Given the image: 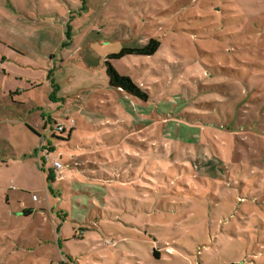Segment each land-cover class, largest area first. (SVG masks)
<instances>
[{
  "label": "rangeland",
  "instance_id": "obj_1",
  "mask_svg": "<svg viewBox=\"0 0 264 264\" xmlns=\"http://www.w3.org/2000/svg\"><path fill=\"white\" fill-rule=\"evenodd\" d=\"M18 3L0 0V55L38 76L0 56V86L19 83L0 88V264H264V0H123L125 25L82 59ZM151 37L154 54L112 60L151 99L105 84L99 54Z\"/></svg>",
  "mask_w": 264,
  "mask_h": 264
},
{
  "label": "crops",
  "instance_id": "obj_2",
  "mask_svg": "<svg viewBox=\"0 0 264 264\" xmlns=\"http://www.w3.org/2000/svg\"><path fill=\"white\" fill-rule=\"evenodd\" d=\"M26 1L29 4H25ZM127 3H130V0H124ZM18 6L13 7L15 14L12 15L13 17H17L16 22L18 24H30V25H39V24H46L49 26L48 29L55 30V28H60L58 31L60 35H63L66 38L67 35L72 37V41L75 44V39L80 40L78 44H75V48L71 56L75 54L78 56V59L86 58L84 55V48L85 46H95L97 49L101 48L97 46L102 45L101 41H108L110 40V32L114 27H112L115 23L125 25L126 22H121L115 20V18L122 17L121 15L124 14V9L127 10V6H122L123 0H99L94 6L89 3V0H18ZM117 10H122V12H118ZM125 12V11H124ZM136 14L137 11L135 12ZM11 16V17H12ZM126 18H128L131 22L135 19L133 13H129V10L126 11ZM124 19V18H123ZM64 25V28L62 27ZM69 25V28L67 26ZM127 25V24H126ZM73 26H81L80 28H76ZM85 26V27H84ZM51 27V28H50ZM38 31V28L31 30L33 34ZM43 32H47V29L42 30ZM44 34H41L38 37H41ZM50 38V37H48ZM83 45V43H85ZM12 51V55L9 57L1 54V60L7 62V66H10V72L12 75H15L17 78H28V80L34 81L38 74L36 72H29V69L26 65L18 64V55L14 50ZM110 53V52H109ZM108 54V53H107ZM105 54H99V58L105 59ZM55 55L53 54V57ZM21 57V56H20ZM52 58V55H51ZM56 58V57H55ZM87 60V59H86ZM101 60V59H100ZM64 58L59 60V70L61 64L64 62ZM102 61V62H103ZM99 61L97 59V63ZM57 66V65H56ZM57 66V67H58ZM95 65H89V62L86 63V69L83 72L84 75L80 76L82 78L81 83L84 82L85 86L95 88L98 86V82L96 81L95 77L92 76L94 71L90 69V67H94ZM89 69V70H88ZM105 69V68H104ZM12 70V71H11ZM1 75H4V69H1ZM81 71V70H80ZM44 76L45 73L41 72ZM98 73V71H96ZM95 74V73H94ZM100 79L103 78L101 73H99ZM0 75V82H4L3 76ZM35 76V77H33ZM54 80L55 78L52 77ZM105 80V84H108L107 77L103 78ZM58 82L60 80L58 79ZM19 84L14 78L11 81H8V87L3 89L5 85L1 84L0 88L3 89V93L6 91L8 95L12 96V92L9 90H16L18 89ZM59 84V83H58ZM94 95V91L91 93V97ZM50 115L47 116V121H50ZM43 129V128H42ZM47 146L51 145V143L46 142ZM46 165V164H45Z\"/></svg>",
  "mask_w": 264,
  "mask_h": 264
},
{
  "label": "trees",
  "instance_id": "obj_3",
  "mask_svg": "<svg viewBox=\"0 0 264 264\" xmlns=\"http://www.w3.org/2000/svg\"><path fill=\"white\" fill-rule=\"evenodd\" d=\"M159 47H160V41L155 37H151L141 46H137V47L124 46L116 52L108 53L103 61L108 85L117 90L123 91L128 95L136 97L140 100L149 101L151 99L149 90L146 87L142 86L137 81H135L130 75L119 72L113 65L112 60L119 59L123 56L131 55V54L152 55L157 51ZM53 84L51 82V85ZM53 137L61 140L64 139L63 137L62 138L56 136ZM41 168L43 169V167ZM22 213L24 215H29L30 210L24 209L22 210ZM153 255L159 257L156 250H153ZM228 264H241V263L232 262Z\"/></svg>",
  "mask_w": 264,
  "mask_h": 264
},
{
  "label": "built area",
  "instance_id": "obj_4",
  "mask_svg": "<svg viewBox=\"0 0 264 264\" xmlns=\"http://www.w3.org/2000/svg\"><path fill=\"white\" fill-rule=\"evenodd\" d=\"M71 123H72V120H71ZM72 127H73V124H71L69 126L70 129ZM56 129L58 131H63V130H65V126L63 124H58L56 126ZM45 148H48V147H47V144H46L45 136H42L40 138L39 145L36 148V153L40 157L39 158V163H40L41 167H43L48 161H50L51 168L54 169L58 173L59 176H61V174H62V164H61V162L58 160L57 157L49 158L48 152H46V154H43V151H44ZM34 198H35V196H34Z\"/></svg>",
  "mask_w": 264,
  "mask_h": 264
}]
</instances>
